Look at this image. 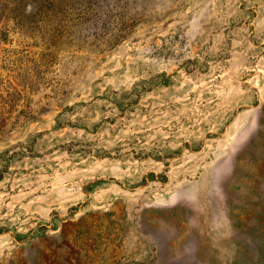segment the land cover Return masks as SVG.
I'll use <instances>...</instances> for the list:
<instances>
[{
    "label": "rangeland",
    "instance_id": "rangeland-1",
    "mask_svg": "<svg viewBox=\"0 0 264 264\" xmlns=\"http://www.w3.org/2000/svg\"><path fill=\"white\" fill-rule=\"evenodd\" d=\"M0 264H264V0H0Z\"/></svg>",
    "mask_w": 264,
    "mask_h": 264
}]
</instances>
